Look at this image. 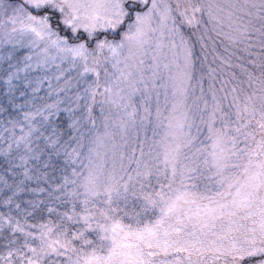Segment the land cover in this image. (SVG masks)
Wrapping results in <instances>:
<instances>
[{
	"label": "snow or ice",
	"instance_id": "obj_1",
	"mask_svg": "<svg viewBox=\"0 0 264 264\" xmlns=\"http://www.w3.org/2000/svg\"><path fill=\"white\" fill-rule=\"evenodd\" d=\"M0 264H264V0H0Z\"/></svg>",
	"mask_w": 264,
	"mask_h": 264
}]
</instances>
